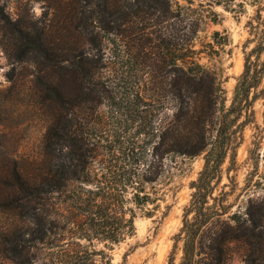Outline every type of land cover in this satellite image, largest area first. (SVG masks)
<instances>
[{"label":"trees","instance_id":"trees-1","mask_svg":"<svg viewBox=\"0 0 264 264\" xmlns=\"http://www.w3.org/2000/svg\"><path fill=\"white\" fill-rule=\"evenodd\" d=\"M212 1L226 8L236 3ZM261 1L251 2L258 13L264 10ZM174 5L173 0H74L69 12L41 27L11 19L0 6V21L14 36L9 56L35 66L29 80L33 103L46 122L37 158L14 152L0 157L6 205L22 223L11 225L12 237L6 239L7 257L16 264H37L31 253L37 244L59 247L56 264L94 263L93 252L75 240L100 237L110 245L133 236L136 212L129 204H152L147 215L155 214L163 200L155 188L166 159L202 154L204 167L191 183L169 264H230L233 242L247 246L245 264H264L262 208L243 217L214 195L229 153L235 156L239 128L247 124L239 121L260 97L251 93L264 79V45L252 50L258 54L255 64L247 55L226 108L225 71L215 62L202 63L200 54L214 58L216 45L229 40L215 31L212 41L197 48L200 19ZM162 16L168 18L166 30L157 34L159 40H147L148 20L158 23ZM101 33L130 38L95 40ZM95 122L113 131L107 143L92 140ZM122 128L136 133L122 136ZM62 195L67 214L55 201ZM101 254L102 264H114L108 252Z\"/></svg>","mask_w":264,"mask_h":264},{"label":"rangeland","instance_id":"rangeland-1","mask_svg":"<svg viewBox=\"0 0 264 264\" xmlns=\"http://www.w3.org/2000/svg\"><path fill=\"white\" fill-rule=\"evenodd\" d=\"M73 1L0 0V6L11 19L19 20L25 25L41 27L54 23L57 14L59 16L69 12ZM173 2L175 10L200 19L196 37L197 48H202L201 44L212 41L215 31L220 32L221 40H229L226 46L216 45L219 53L214 58H209L207 51L200 54L202 63L215 62L225 71L223 86L227 92V108L232 103L236 85L245 70L247 55H252L251 61L255 64L260 45H264V40H259V37H264V10L259 14L258 5L251 4L252 0H236L235 4L227 8L217 5L212 0ZM261 2L260 4H264V0ZM178 4L180 6H177ZM167 19L162 16L158 23L153 19L148 20L150 27H147L146 31L150 39L147 40H159L157 34L166 30L169 25ZM250 21L253 22L252 25ZM175 23L181 22L178 20ZM114 36L101 33L95 40H113ZM127 36L130 38V35ZM127 36H119L115 40H128ZM12 37L13 32L5 28L0 21V157L14 152L19 156L31 155L37 158L42 150L46 122L38 105L33 103L34 90L29 80L33 76L35 66L26 62H15L9 56L8 50L11 48L8 45L11 44ZM253 49L258 50L252 52ZM263 60L264 51L260 62ZM254 64L253 67H256ZM256 92L260 97L252 105L251 111H247L239 121L240 123L247 120V124L244 128H239V145L235 156L233 151L229 153L223 165L222 181L214 193L224 200V204L232 205L231 212H238L243 217L256 215L261 208L264 212V79L258 89L252 91L251 97ZM160 117L163 118V113ZM93 125L96 126L90 129L92 140L107 143L106 139L113 131L107 127H97L96 122ZM135 133V128L129 130L122 128L118 134L131 138ZM165 163L166 171L155 188L163 200L159 201L160 206L155 214L151 217L147 215L149 208L153 207L152 204L142 206L132 202L129 204L136 212V232L133 236L110 245L100 237H94L92 240L79 238L75 240L80 241L84 249L93 252L91 258L94 263L88 264H102V250L111 255L114 264H169L175 237L183 226L184 209L193 192L191 183L198 178L204 167L205 158L204 154L194 158L177 157L175 160L167 158ZM225 192L228 194L225 195ZM4 194L6 185L1 179L0 264H16L7 257L6 248L9 245L6 239L12 237L10 226L15 224L21 227L22 223L14 220L13 212L6 205L8 199ZM64 198L65 195L57 196L55 201L60 203L61 213L67 214L66 210L62 211ZM181 246L182 242L176 250V263L182 256ZM230 246L232 255L230 264H245L247 246L240 242H233ZM75 247L78 245L72 244V248ZM58 251L60 249L55 245L43 247L37 244L31 253L34 254L37 264H56Z\"/></svg>","mask_w":264,"mask_h":264}]
</instances>
